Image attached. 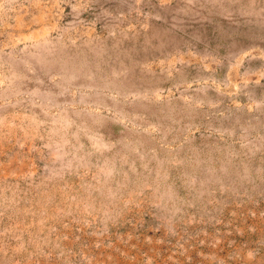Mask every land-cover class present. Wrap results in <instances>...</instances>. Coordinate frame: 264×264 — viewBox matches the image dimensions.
Returning <instances> with one entry per match:
<instances>
[{
  "label": "rangeland",
  "instance_id": "1",
  "mask_svg": "<svg viewBox=\"0 0 264 264\" xmlns=\"http://www.w3.org/2000/svg\"><path fill=\"white\" fill-rule=\"evenodd\" d=\"M0 264H264V0H0Z\"/></svg>",
  "mask_w": 264,
  "mask_h": 264
},
{
  "label": "bare ground",
  "instance_id": "2",
  "mask_svg": "<svg viewBox=\"0 0 264 264\" xmlns=\"http://www.w3.org/2000/svg\"><path fill=\"white\" fill-rule=\"evenodd\" d=\"M258 14V13H257Z\"/></svg>",
  "mask_w": 264,
  "mask_h": 264
}]
</instances>
